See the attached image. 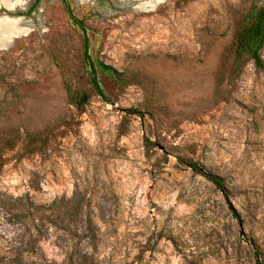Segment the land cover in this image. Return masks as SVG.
Wrapping results in <instances>:
<instances>
[{"label":"rangeland","instance_id":"374dc122","mask_svg":"<svg viewBox=\"0 0 264 264\" xmlns=\"http://www.w3.org/2000/svg\"><path fill=\"white\" fill-rule=\"evenodd\" d=\"M49 1L47 26L0 50V193L78 192L99 238L70 261L52 228L41 264H85V252L86 264L264 263V70L238 69L232 53L264 0H70L93 58L130 78L103 79L109 101L89 81L81 25ZM67 86L91 94L82 111ZM179 158L221 176L226 194Z\"/></svg>","mask_w":264,"mask_h":264},{"label":"trees","instance_id":"16d2710c","mask_svg":"<svg viewBox=\"0 0 264 264\" xmlns=\"http://www.w3.org/2000/svg\"><path fill=\"white\" fill-rule=\"evenodd\" d=\"M84 33L83 49L84 63L89 71V81L92 88L104 99L109 101L102 82L109 77L119 88L129 85L130 78L119 70L103 61L95 60L90 52V39L85 27H81ZM264 6L253 4L247 11L242 22L237 27L233 43V64L238 68L247 61H253L254 65L264 70ZM67 97L71 104L82 111L88 104L91 94L73 89L67 86ZM127 112L132 115L144 116L137 108H129ZM27 130L26 136L30 142L36 140V134ZM13 144V142H12ZM3 155V147H0V159ZM183 161L193 171L204 175L218 190L226 194L227 188L224 179L216 174L206 172L198 162L188 159ZM83 198L75 192L72 197H61L51 203L37 202L29 194L13 195L6 192L0 193V264H41L45 261L41 242L50 233L52 228L61 229L67 235L63 248H68L67 257L70 261L76 258L73 248H95L98 241V229L91 218L81 219L83 216ZM76 220V221H75ZM82 220V225L75 226L74 223ZM88 253L81 255L85 264ZM257 264H264L259 258L260 254L255 252Z\"/></svg>","mask_w":264,"mask_h":264},{"label":"flooded vegetation","instance_id":"af4514ba","mask_svg":"<svg viewBox=\"0 0 264 264\" xmlns=\"http://www.w3.org/2000/svg\"><path fill=\"white\" fill-rule=\"evenodd\" d=\"M9 5L4 0H0V18H7L9 20L19 19L25 24L31 23V28L46 27V6L49 0H7ZM55 2V0H54ZM67 7V12L72 18V22L82 25L81 20L72 17V8L70 7V0H60ZM28 22V23H27Z\"/></svg>","mask_w":264,"mask_h":264},{"label":"bare ground","instance_id":"6f19581e","mask_svg":"<svg viewBox=\"0 0 264 264\" xmlns=\"http://www.w3.org/2000/svg\"><path fill=\"white\" fill-rule=\"evenodd\" d=\"M4 1L9 5L7 0ZM159 1L161 0H150L147 5L155 4ZM145 5L146 3H141L140 7H144ZM29 25L31 26V23ZM29 25L20 22L19 19L9 20L7 18H0V50L7 49L14 39L29 32L31 30Z\"/></svg>","mask_w":264,"mask_h":264}]
</instances>
